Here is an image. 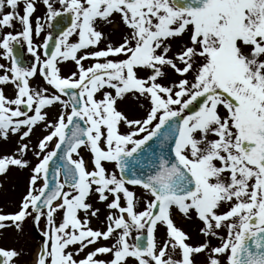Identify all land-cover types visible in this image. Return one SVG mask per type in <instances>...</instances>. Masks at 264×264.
Masks as SVG:
<instances>
[{
  "label": "snow or ice",
  "instance_id": "obj_1",
  "mask_svg": "<svg viewBox=\"0 0 264 264\" xmlns=\"http://www.w3.org/2000/svg\"><path fill=\"white\" fill-rule=\"evenodd\" d=\"M0 60V175L28 170L0 229L30 219L36 264H264V0H0Z\"/></svg>",
  "mask_w": 264,
  "mask_h": 264
},
{
  "label": "rangeland",
  "instance_id": "obj_2",
  "mask_svg": "<svg viewBox=\"0 0 264 264\" xmlns=\"http://www.w3.org/2000/svg\"><path fill=\"white\" fill-rule=\"evenodd\" d=\"M44 12V6L38 3L37 12L34 13L33 20L35 16L42 15ZM118 29H115L117 28ZM123 25L119 22V17H116L115 24H108L102 28V31L105 33H111L110 39L113 42H117L120 40L121 33L124 31ZM75 39V38H73ZM105 45L102 43L100 47H104ZM25 55H27V59H31L30 54H27L26 47H23ZM0 63H7L6 61L0 60ZM86 64L91 63V61L85 62ZM62 74H69L70 71L75 70L74 62L67 61L60 65ZM0 74H2V70H0ZM36 78H33L32 83H36ZM39 83L43 84L42 78H39ZM4 91L7 96L13 95V87L11 85L4 86ZM125 107L130 114H135L139 116L142 114V109L138 107V101L129 100L126 105H122ZM36 136H40L42 129H37ZM35 137L33 138V143H35ZM16 147L15 138H13L9 142H4L0 140V155L9 154L14 151ZM85 159L89 158L88 153H83ZM35 158H33V163H35ZM27 177L28 170L18 171L15 168H12L8 173L4 175H0V211L4 213H12L17 210L19 206V202L22 196L26 193L27 190ZM139 191V189H137ZM97 207L101 208L100 219H104V215L106 214V209L102 204H96ZM179 217V218H178ZM174 220L177 223L178 227H181L186 233H188L191 237L190 243L198 244L203 242L204 237L202 234H199L198 231V222H192L183 218L181 214L178 212L174 215ZM91 226L93 228L102 227L101 223L95 219H93ZM43 227V223L41 224ZM6 232L8 237L5 247L7 249H15L20 252V255L15 258L16 264H36L37 259L36 252L41 245V234L34 227L30 219L26 220L23 225V231H17L14 227L6 228ZM102 244H109L110 241H101ZM216 243V241H213ZM87 251V250H86ZM196 261L198 264H205V254L201 253L196 256Z\"/></svg>",
  "mask_w": 264,
  "mask_h": 264
},
{
  "label": "flooded vegetation",
  "instance_id": "obj_3",
  "mask_svg": "<svg viewBox=\"0 0 264 264\" xmlns=\"http://www.w3.org/2000/svg\"><path fill=\"white\" fill-rule=\"evenodd\" d=\"M81 215H83L82 213H81ZM8 237V235H7V232H6V228L5 229H0V248H4V249H7L6 247H5V244H6V240L7 239H5V238H7Z\"/></svg>",
  "mask_w": 264,
  "mask_h": 264
},
{
  "label": "water",
  "instance_id": "obj_4",
  "mask_svg": "<svg viewBox=\"0 0 264 264\" xmlns=\"http://www.w3.org/2000/svg\"><path fill=\"white\" fill-rule=\"evenodd\" d=\"M58 19H60V18H58ZM54 24H55V22H54ZM61 26H67V18H65V19L63 20ZM53 30H54V34H58V32H59V26H58V27H55ZM16 50H17V52H18L20 55L23 56L22 51H21V49H20L19 46L17 47Z\"/></svg>",
  "mask_w": 264,
  "mask_h": 264
},
{
  "label": "bare ground",
  "instance_id": "obj_5",
  "mask_svg": "<svg viewBox=\"0 0 264 264\" xmlns=\"http://www.w3.org/2000/svg\"><path fill=\"white\" fill-rule=\"evenodd\" d=\"M117 29V28H116ZM193 222V221H192ZM176 223V222H175ZM177 224V223H176ZM36 258V257H35Z\"/></svg>",
  "mask_w": 264,
  "mask_h": 264
}]
</instances>
